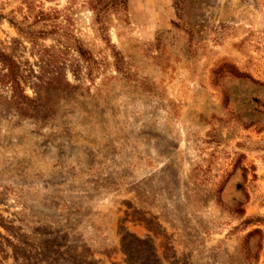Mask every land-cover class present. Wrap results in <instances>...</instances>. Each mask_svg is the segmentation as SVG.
<instances>
[{"label":"rangeland","instance_id":"1","mask_svg":"<svg viewBox=\"0 0 264 264\" xmlns=\"http://www.w3.org/2000/svg\"><path fill=\"white\" fill-rule=\"evenodd\" d=\"M0 264H264V0H0Z\"/></svg>","mask_w":264,"mask_h":264},{"label":"trees","instance_id":"2","mask_svg":"<svg viewBox=\"0 0 264 264\" xmlns=\"http://www.w3.org/2000/svg\"><path fill=\"white\" fill-rule=\"evenodd\" d=\"M0 59L9 68V73L4 74L1 79L3 84L11 83L13 87H19L18 71L16 62L6 53L0 52Z\"/></svg>","mask_w":264,"mask_h":264}]
</instances>
